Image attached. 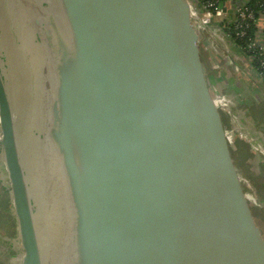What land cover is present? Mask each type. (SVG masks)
<instances>
[{"label": "water", "instance_id": "95a60500", "mask_svg": "<svg viewBox=\"0 0 264 264\" xmlns=\"http://www.w3.org/2000/svg\"><path fill=\"white\" fill-rule=\"evenodd\" d=\"M2 1L28 131L23 148L0 60V155L20 264H207L188 206L228 264H264L238 181L212 165L224 153L222 105L205 76L190 1ZM161 4L171 25L164 52L153 12ZM62 189L71 221L57 232L56 256L37 209Z\"/></svg>", "mask_w": 264, "mask_h": 264}, {"label": "crops", "instance_id": "0c3cea01", "mask_svg": "<svg viewBox=\"0 0 264 264\" xmlns=\"http://www.w3.org/2000/svg\"><path fill=\"white\" fill-rule=\"evenodd\" d=\"M233 2L241 4L243 0H233ZM225 41L226 45L217 38L214 40L212 36L200 37V58L205 76L210 88L214 87L225 102L219 111L227 117V121H230V132L234 136L238 134L240 138L237 139L238 146L241 148L245 144L253 143L257 152L253 164L263 168L264 133L260 135L258 127L264 129V86L260 88L256 83L255 71L248 57L233 41L229 39ZM259 115H263V118ZM256 132L259 135H256ZM260 175L261 177L255 180V188L252 192L260 195V198L259 196L257 198L263 201L261 194L264 191V172Z\"/></svg>", "mask_w": 264, "mask_h": 264}, {"label": "rangeland", "instance_id": "374dc122", "mask_svg": "<svg viewBox=\"0 0 264 264\" xmlns=\"http://www.w3.org/2000/svg\"><path fill=\"white\" fill-rule=\"evenodd\" d=\"M204 35H207V34H204ZM158 36L160 38V33ZM199 47L201 46L199 45ZM161 48L162 50H164L163 42L161 44ZM186 80L188 81L187 76H186ZM189 83L191 84V82ZM211 95L214 101H217L216 97L213 94ZM185 96H186L185 98H186V102L188 105V102H189L188 94H186ZM218 113L220 115L219 124H220V127L224 129L225 136L223 132H220L219 138L217 139L216 143L218 144L217 146L222 148L224 153H222L223 158H220V159L217 158L215 155V158L212 160V162H214L212 163V165L215 167L216 170H220L223 172L226 171L229 175L235 176L236 181H238L236 185L237 187L240 188V191H238L239 195L241 196V198L243 197V200H245L244 202L246 203L244 204L247 206V209H245V211L247 210L246 212L247 218L252 220L260 242L264 243V204L259 205V202H264V200L263 201L259 200L257 197L259 196L260 198V195H257V193L255 195L254 194L255 192L254 193L252 192L253 189L255 188V185H254L255 180L261 177L260 174L264 172V167L260 168L259 166L253 164L254 158H256V155H257V152L254 149L253 143H250V145L245 144L241 146L240 148V146H238L237 144L239 141L237 139H240L238 137V134H236L235 136L231 134L229 135V138L227 137L228 132L230 133V130H229L230 121H227L228 120L227 117H225L221 111H218ZM259 116L263 118L262 117L263 115H259ZM258 131L260 135L264 133V129L260 127H258ZM259 133L256 132V135L257 134L259 135ZM231 143L235 144L236 146H238V148H240L238 153L236 152V150H233V148H231ZM212 147L216 148L214 144H212ZM212 153L214 154L215 151L213 150ZM185 177H186L185 183H186L187 194L190 197L191 195H193L195 200H197V197H195L194 195L195 190L193 191L191 187L189 188V183L192 182L191 178L188 183V174H186ZM9 194H10V189H9V182L7 179V174L4 171V166L0 159V198H1L0 199V264H20L22 252H21L20 243L18 239L17 223H16L15 216L13 215V212H12V206H11ZM263 194H264V191H262V194H261V197L264 198ZM188 207H189L188 210H189V216H190V221H191V219L192 218L195 219V217L192 214L190 206ZM8 208L9 210L7 212L4 211V210H7ZM200 208H201V213L203 214L206 225L208 227H212V224H213L212 215L207 210L204 204H203V207L200 206ZM2 237L4 238L2 239ZM214 237L218 241L222 240L220 242L221 244H223V238L220 232L217 231Z\"/></svg>", "mask_w": 264, "mask_h": 264}, {"label": "bare ground", "instance_id": "6f19581e", "mask_svg": "<svg viewBox=\"0 0 264 264\" xmlns=\"http://www.w3.org/2000/svg\"><path fill=\"white\" fill-rule=\"evenodd\" d=\"M163 5L155 6L154 19L159 28L162 29L163 32V44L164 50L166 48V40L168 33L171 29V25L168 22V19L164 17ZM11 24V27H10ZM16 34L12 27V22L10 15L3 4V1L0 0V60L1 65L4 72V77L7 83V91L10 96V99L13 103L14 110L18 122L20 124V136L22 141V147L25 148L27 145V120L25 116V107L22 101L21 93L17 84V80L15 77L12 58L9 53V44L15 40ZM1 161L3 166L4 157L3 152L1 150ZM6 169V167H5ZM226 198L228 203L234 208L236 216L242 220V217L239 215L238 211L235 208V205L231 199V196L228 192H226ZM71 198L69 193L62 189L56 197L48 198L44 200V202L37 209V213L39 215L40 221L44 226L48 239L51 243L52 249L56 256L62 253V246L57 243V232L60 227L68 224L71 221ZM189 208V207H188ZM192 229L195 233L196 239L198 241L199 247L204 255L207 264H228L225 259H222L220 256L218 249L213 244L210 235L205 230V228L201 225L199 220L196 218L191 219ZM221 239V238H220ZM222 241V240H220ZM234 264H238L237 260Z\"/></svg>", "mask_w": 264, "mask_h": 264}, {"label": "built area", "instance_id": "2783aa9c", "mask_svg": "<svg viewBox=\"0 0 264 264\" xmlns=\"http://www.w3.org/2000/svg\"><path fill=\"white\" fill-rule=\"evenodd\" d=\"M191 9L196 20L192 23L202 36L207 34L212 36L214 40L219 39L222 44L226 45L228 36L226 31L231 25L234 28L236 38H245L246 31L251 28L252 24H256L257 31L254 38L249 40L248 57L251 67L256 75V83L264 86V17L258 18L256 12L250 8V4L254 3L262 8L264 13V0H243V2L235 3L233 0H189ZM264 16V15H263ZM199 21V22H198ZM202 24H204V27ZM223 27L222 29L220 27ZM225 35V36H222ZM200 36V37H201ZM253 62L260 63V69L256 68ZM214 91V87H212ZM261 93V92H260ZM221 105H225L224 100L217 94Z\"/></svg>", "mask_w": 264, "mask_h": 264}, {"label": "trees", "instance_id": "16d2710c", "mask_svg": "<svg viewBox=\"0 0 264 264\" xmlns=\"http://www.w3.org/2000/svg\"><path fill=\"white\" fill-rule=\"evenodd\" d=\"M250 8L252 10H254L256 12V15L257 17L260 19L262 17H264V13L261 11L262 8L259 6V5H256L254 3H251L250 5ZM221 29L223 28L222 26L220 27ZM224 31L226 32L227 36H228V39L233 41L234 44L237 46V48L246 56V57H249V55L251 53L248 52V43H249V40L254 38V35L257 31V27H256V24H252L251 28H249L247 31H246V37L245 38H236V33L234 31V28L229 25V28L227 29L226 31V27L224 26ZM254 65L256 66V68H259L260 69V63L258 62H253ZM232 145V148L233 150H236V152H238V146H236L235 144H231ZM4 171L6 172V169H5V166H4ZM2 191V189H1ZM1 199V198H0ZM9 208L7 210H4V211H8ZM3 211V210H2Z\"/></svg>", "mask_w": 264, "mask_h": 264}, {"label": "flooded vegetation", "instance_id": "af4514ba", "mask_svg": "<svg viewBox=\"0 0 264 264\" xmlns=\"http://www.w3.org/2000/svg\"><path fill=\"white\" fill-rule=\"evenodd\" d=\"M4 237H2V239H3Z\"/></svg>", "mask_w": 264, "mask_h": 264}]
</instances>
